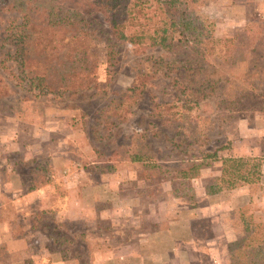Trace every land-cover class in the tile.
I'll list each match as a JSON object with an SVG mask.
<instances>
[{
  "label": "rangeland",
  "instance_id": "374dc122",
  "mask_svg": "<svg viewBox=\"0 0 264 264\" xmlns=\"http://www.w3.org/2000/svg\"><path fill=\"white\" fill-rule=\"evenodd\" d=\"M7 1L0 0V12L9 14L3 10ZM57 5L72 15L77 12L89 33L86 56L95 83L63 95H40L18 84L15 48L5 39L4 18L0 77L10 94L0 100V133L16 125L23 133L19 144L31 150L33 145L50 146L45 152L39 147L27 160L20 159L23 150L1 155L26 175L31 171L37 177L45 170V177L72 180L56 184L61 198L55 202L67 206L71 200L78 211H93L94 216L71 221L52 210L38 215L40 206H46L39 198L12 203L2 194L0 222H8L15 235L26 234L18 231L20 225L30 229V247L10 255L0 245V264L21 259L42 264L41 255L51 264L50 257L59 253L80 257V264H95L84 258L85 250L91 256L100 251L95 243H100L102 229L113 235L123 216L112 218V212L124 209V223L131 225L133 214L163 208L167 199L170 209L182 202L204 207L203 193L219 177L221 159L230 156L258 158L263 176L259 183L215 193L216 226L229 225V236L236 240L244 235L243 216L264 221V38L259 39L264 35V0H188L189 11L203 23L204 37L192 43L176 34L180 40L169 48L148 46L147 37L161 28L128 2L113 11L115 25L108 20L113 12L95 11L90 0H59ZM236 35L244 42L233 57L215 51L220 39ZM129 36L146 39L134 47ZM52 117L60 120L58 130L42 136L47 123L57 121ZM9 139L1 136L0 146L10 144ZM51 160H58L59 168ZM33 166L36 172L30 170ZM161 216L166 225L170 213L163 210ZM148 224L145 220L143 228Z\"/></svg>",
  "mask_w": 264,
  "mask_h": 264
},
{
  "label": "trees",
  "instance_id": "16d2710c",
  "mask_svg": "<svg viewBox=\"0 0 264 264\" xmlns=\"http://www.w3.org/2000/svg\"><path fill=\"white\" fill-rule=\"evenodd\" d=\"M59 0H8L0 12V24L4 18L7 25L5 39L14 45L13 60L18 69V84H27L40 95H63L90 88L95 76L86 56L89 35L78 18L69 10L57 5ZM69 1V0H68ZM94 10L111 14L121 2H128L137 14L149 19L161 28L146 38L129 36L132 46L169 48L180 40L201 43L204 37L203 23L188 9V0H90ZM1 11V9H0ZM115 12L108 20L115 25ZM249 30L246 32V35ZM242 35L220 39L215 51L233 57L237 45L243 43ZM260 37L259 39H263ZM219 43V44H218ZM89 66V68H88ZM9 90L0 77V100L9 96ZM219 151V150H218ZM217 151V152H218ZM215 154H217L215 152ZM217 158V155H214ZM221 174L208 186V194L224 189L259 183L262 180V163L255 157L230 156L221 159ZM183 172V171H181ZM244 235L228 244L230 264H264V221L256 222L243 216Z\"/></svg>",
  "mask_w": 264,
  "mask_h": 264
},
{
  "label": "crops",
  "instance_id": "0c3cea01",
  "mask_svg": "<svg viewBox=\"0 0 264 264\" xmlns=\"http://www.w3.org/2000/svg\"><path fill=\"white\" fill-rule=\"evenodd\" d=\"M54 118L52 117L51 119ZM59 122L60 120L57 119V121L53 120L50 124L47 123L46 128L41 130V135L51 136L58 130ZM21 134L23 135L22 131L16 125L10 128V132L5 130L0 133V137L8 136L11 139L8 140L10 144H7L9 143L7 142L4 148L0 146V198L4 194L6 198L11 199L12 203L18 201L27 202V200L31 201L34 198H39V204L44 203L46 206H40L39 212L42 213L38 212V215H43L44 213H48L47 211L52 210L53 214L57 217L67 216V219L71 221L78 219V215L84 217L85 221L88 217L93 218V211L88 213L85 210L82 213L75 208L74 203L70 202L71 200H67V206L60 201L58 203L55 202L61 198L56 184H59L60 180H63V182H71L72 180H64V178L58 176L45 177V174H43L45 170L42 172V175H38L37 177H34L35 175L34 173L31 174V171H29V175H26L18 171L20 166L15 161L8 163L9 161L3 160L1 152L7 153L10 150H23V155L20 157L22 160L31 158L33 156L31 155L32 152L36 150L39 152L38 148L42 147L41 145L37 148V145H33V149L31 150L29 148H32V146L19 144L17 139H19ZM35 134H37V131H35ZM34 136L36 137L37 135ZM42 140L44 141V139ZM49 146L50 143H47L40 150L45 152V148ZM54 160H51L53 166L56 165L59 168V161L53 162ZM2 167L5 168L8 174H6ZM30 170H33V172L37 171L35 166ZM220 173L218 176H220ZM216 195L208 194L205 191L203 196L207 205L197 208L184 206L182 202L180 207L170 209L168 208L169 205H167L169 199H165V207L163 208H155L149 212L143 210V214L145 215H142V212H138L136 215L133 214L131 217L134 220L131 225L124 223V219H126L123 218L125 210H116L111 213V217H123H120L116 230H111L113 235H109V230L102 229V232L98 236L100 243H95L97 247H100V251L91 256L85 250L84 258L86 260L89 258L91 263L94 262L95 264H221L222 262H227L229 260L228 244L234 241L235 238L233 239L229 236V225L227 228L225 226H220L221 228L216 226L219 222L217 220V212H215L217 203L213 200V197ZM100 197L103 199L104 194H101ZM25 208L28 210V207ZM163 210L170 213V219H168L166 225L164 218L161 216ZM122 211L123 214H120ZM172 212L174 213L172 214ZM128 216L130 215H127V219H129ZM152 219H155V222L159 223L158 226H155V222L152 223ZM145 220L149 221L148 225H150V228H143ZM20 226L18 227V231L26 234L15 235L13 229H10L8 222H0V245L6 247L10 255L28 252L27 249L30 247V229H27L23 225ZM217 227L220 229L219 233H216L215 228ZM73 238L74 236L71 237V239ZM88 244L92 246V241ZM113 248L115 250H112ZM55 255L50 257L51 264H80L79 262L81 261V258L78 256L74 258V256L69 255L67 258L62 257L64 254L60 255L59 253L58 256ZM43 257L44 255H41L42 264H45ZM11 264H26V262L22 261V259L13 260Z\"/></svg>",
  "mask_w": 264,
  "mask_h": 264
}]
</instances>
